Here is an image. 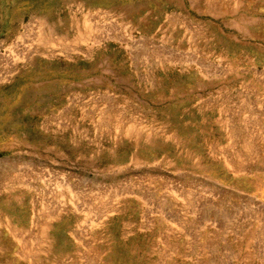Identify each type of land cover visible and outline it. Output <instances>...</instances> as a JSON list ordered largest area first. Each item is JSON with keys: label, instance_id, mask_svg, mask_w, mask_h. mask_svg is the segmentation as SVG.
<instances>
[{"label": "rangeland", "instance_id": "374dc122", "mask_svg": "<svg viewBox=\"0 0 264 264\" xmlns=\"http://www.w3.org/2000/svg\"><path fill=\"white\" fill-rule=\"evenodd\" d=\"M0 264H264V0H0Z\"/></svg>", "mask_w": 264, "mask_h": 264}]
</instances>
